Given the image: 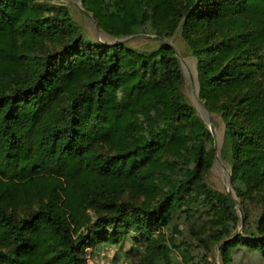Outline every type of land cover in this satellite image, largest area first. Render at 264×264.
<instances>
[{"label":"trees","instance_id":"trees-1","mask_svg":"<svg viewBox=\"0 0 264 264\" xmlns=\"http://www.w3.org/2000/svg\"><path fill=\"white\" fill-rule=\"evenodd\" d=\"M44 1L0 0V153L16 158L0 168V264H88L89 247L127 232L161 256L150 233L199 207L220 243L235 202L206 182L214 139L185 99L175 48L92 40ZM81 3L113 37L181 31L200 95L225 121L236 194L262 207L258 236H232L220 253L225 264L240 245L264 255V0Z\"/></svg>","mask_w":264,"mask_h":264},{"label":"rangeland","instance_id":"rangeland-1","mask_svg":"<svg viewBox=\"0 0 264 264\" xmlns=\"http://www.w3.org/2000/svg\"><path fill=\"white\" fill-rule=\"evenodd\" d=\"M48 7L66 6L74 23L92 40L106 43L126 42L128 46L138 49L152 50L163 42L175 48L180 58L185 74L183 93L186 101L196 108L198 115L206 122L214 139L215 156L213 164L206 175L207 184L224 193L230 194L235 202L238 219L227 217L228 223L223 240L235 235L251 237L258 236V219L262 212L261 204L255 195L240 198L234 189L231 177V161L225 158L224 130L225 121L222 113L214 104L200 95V85L197 78V60L190 52L189 46L178 29L170 37H158L156 34L138 33L127 37H113L98 25L90 13L83 11L81 0H49L44 1ZM264 9V5L261 6ZM45 47H53L45 43ZM58 48V45L56 46ZM43 52V48L40 49ZM189 73V74H188ZM16 158H9L0 153V168L11 172L16 167ZM211 213L199 207L197 213L190 218L173 220L169 225L162 226L150 233V237L158 239L163 244L164 253L151 257L145 237L137 232L122 234L119 242H103L89 247L87 250L88 264H225L219 250L220 243L213 237L223 230ZM146 235V234H145ZM232 264H264V255L254 249L240 245L232 251Z\"/></svg>","mask_w":264,"mask_h":264},{"label":"bare ground","instance_id":"bare-ground-1","mask_svg":"<svg viewBox=\"0 0 264 264\" xmlns=\"http://www.w3.org/2000/svg\"><path fill=\"white\" fill-rule=\"evenodd\" d=\"M189 74V73H188Z\"/></svg>","mask_w":264,"mask_h":264},{"label":"water","instance_id":"water-1","mask_svg":"<svg viewBox=\"0 0 264 264\" xmlns=\"http://www.w3.org/2000/svg\"><path fill=\"white\" fill-rule=\"evenodd\" d=\"M230 195V194H229Z\"/></svg>","mask_w":264,"mask_h":264}]
</instances>
